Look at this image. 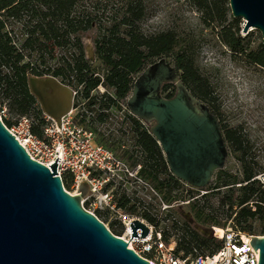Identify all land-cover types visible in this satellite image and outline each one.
I'll list each match as a JSON object with an SVG mask.
<instances>
[{"label":"trees","instance_id":"1","mask_svg":"<svg viewBox=\"0 0 264 264\" xmlns=\"http://www.w3.org/2000/svg\"><path fill=\"white\" fill-rule=\"evenodd\" d=\"M186 1L200 11L205 29L219 27L215 34L234 57L264 68V44L254 49L249 33L240 35L237 19L229 15L228 0ZM122 2L123 5L114 7V13L103 23L102 17L93 12L105 7L96 4L85 7L81 5L82 0H0V103L7 105L11 116L30 117L32 131L40 135L45 120L37 100L29 92L28 75H52L63 84H95L101 80L125 84L104 85L114 91L116 99L106 92L93 94L98 85L82 86L81 97L86 99V109L92 112L86 126L96 133L98 142L131 167L141 165L138 176L161 195L167 212L161 221L157 220L149 211H139L138 199L126 194L119 197L117 206L130 214L140 215L155 226L163 222L162 230L155 229L161 232L164 240L174 239L177 250L184 255L212 253L221 246L222 240L196 230L173 203L186 202L185 210L202 227L224 228L229 223L233 229L264 235V187L256 178L264 172V167L252 156L247 137L222 123L214 88L197 64V40L190 33L175 28L146 34L140 28L145 16L143 0ZM93 27L96 28L93 37L95 60L91 61L86 57L82 33ZM160 57H166L175 65L188 90L217 116L226 143L238 161V171L218 169L205 188L191 187L170 172L160 146L136 117L126 115L128 131L121 129L118 139L93 126L105 120L108 114L102 111L104 108L127 96L137 73ZM174 92L173 84L163 85L164 96L171 97ZM79 116V122L86 123L84 113ZM2 120L7 126L15 121ZM125 137L131 143L130 148L123 147L121 141ZM62 183L64 188L70 187L69 173L63 175ZM87 204L85 201V208ZM95 214L104 221L99 210ZM114 223L109 230L121 235L123 226L116 233Z\"/></svg>","mask_w":264,"mask_h":264},{"label":"water","instance_id":"2","mask_svg":"<svg viewBox=\"0 0 264 264\" xmlns=\"http://www.w3.org/2000/svg\"><path fill=\"white\" fill-rule=\"evenodd\" d=\"M233 17L243 19L242 31L258 29L264 43V0H228ZM29 92L42 112L57 125L73 106V90L52 75H28ZM171 83V97L162 87ZM130 113L146 122L160 146L170 172L194 188L207 187L224 167L228 145L217 116L194 96L178 69L160 57L139 71L127 98ZM56 157L47 166L32 159L0 120V264H149L113 234L82 198L91 191L85 180L78 193H68L56 172ZM131 237L149 228L135 218ZM249 244L257 264H264V235Z\"/></svg>","mask_w":264,"mask_h":264},{"label":"rangeland","instance_id":"3","mask_svg":"<svg viewBox=\"0 0 264 264\" xmlns=\"http://www.w3.org/2000/svg\"><path fill=\"white\" fill-rule=\"evenodd\" d=\"M122 1L82 0L81 5L91 7L96 4L100 7H105L104 10L99 8L98 10H94L93 13L101 16V22L106 23L114 13V7L123 5ZM143 4L145 6V16L142 19L140 28L146 34L167 28H175L178 31L190 33L197 40L196 45L199 48L197 64L214 88L215 104L221 115L222 123L229 128L237 129L247 137L251 146L250 152L252 156L264 167V68L234 57L229 48L216 36L215 33L219 27L212 30L205 29L201 21L200 11L186 0H143ZM89 9L91 10L92 8ZM229 15L232 16L231 13ZM234 18L237 19L236 23L240 27V35H246L247 33L242 31L244 25L243 19ZM248 33L250 35L251 46L254 49L260 43H263L258 29L251 28ZM95 34V27L82 33V41L86 48L85 53L88 56L93 53L92 40ZM77 89L79 90V88ZM104 90L102 87L93 90L92 93L100 95ZM83 102L84 98L78 96L76 112L79 115L81 114V116L84 113L86 123L83 124L86 126L91 115L89 112H85ZM126 113L127 111L121 112L119 109H111L106 122L103 124L95 123L93 126L100 132L112 135L113 139L121 138L120 130L128 131V125L124 117ZM0 116H2V119H17L16 116H11L5 103H0ZM145 125L148 127V124ZM121 142L123 147L130 148L131 143L127 140V137ZM223 168L233 172L239 170L238 161L231 153L229 147ZM121 183L116 185V189L114 190L116 203L122 194H126L131 198L135 197L139 201V211H149L157 220H162L167 212L165 210L167 204L162 201L161 195L154 191L148 183L137 180L134 177L125 178ZM66 190L73 192L71 187ZM203 192L201 191V193ZM185 203H173L172 206L200 233L212 235L211 227H202L193 221L191 215L185 210ZM86 208L95 210L90 204H87ZM101 214V218L108 228H112L111 223L115 222L113 230L115 229L116 233L120 230L121 226H123L124 230V216L136 217L154 226V228L162 230L163 222L155 226L140 215L130 214L118 206L109 214L103 212ZM226 226H230V224L227 223ZM122 234L123 231L121 232Z\"/></svg>","mask_w":264,"mask_h":264},{"label":"built area","instance_id":"4","mask_svg":"<svg viewBox=\"0 0 264 264\" xmlns=\"http://www.w3.org/2000/svg\"><path fill=\"white\" fill-rule=\"evenodd\" d=\"M43 116L45 123L41 126L40 135L32 131L30 117H18L9 126L4 124L2 116L0 120L32 159L49 167L48 165L56 157L60 158L59 161L56 160V172L61 179L66 173L71 175L70 187L73 192L65 189L68 193L72 195L78 193L80 181L85 180L88 183L91 192L81 201L82 204L86 201L88 205L94 207L95 210L84 207L89 212L95 214V211L99 210L109 214L114 211L117 207L114 190L125 178L134 177L144 182L137 174L141 165L131 167L113 150L98 142L96 133L79 122L76 107L72 106L60 118V125H57L47 114L43 113ZM256 178L264 187V172L256 175ZM135 218L124 216L123 234L117 236L123 238L127 246L149 264H257L258 262V249L255 253L249 244L255 234H248L231 226L224 228L211 226L212 235L222 240L221 246L212 253L184 255L177 250L174 239L164 240L161 232L144 220L142 221L149 228L148 234L144 237H131L129 223Z\"/></svg>","mask_w":264,"mask_h":264},{"label":"flooded vegetation","instance_id":"5","mask_svg":"<svg viewBox=\"0 0 264 264\" xmlns=\"http://www.w3.org/2000/svg\"><path fill=\"white\" fill-rule=\"evenodd\" d=\"M129 21L131 22V21H133V19H130ZM92 45H93V40H92ZM84 49H86L85 46H84ZM57 52H58V50H57ZM92 54H93V55H92ZM92 54L89 55V56L86 55V57L89 58L91 61L95 60V56H94V45H93V53H92ZM94 75H97V73H95ZM66 85L70 86L71 89H72L73 91H75V94H74V96H73V106H74V107H77V106H78L77 98H78V96H81L80 91H81V88H82L83 85H98V86H96L95 90H96V89H100V88L103 87L105 90L102 92V94L106 92L107 94L111 95L113 98L116 99V97L114 96V91H113L112 89H107L104 85H125V84H111V83H105V82H103V81L101 80L100 82L95 83V84H89V83H87V82H80V83H76V84H75V83H73V82H71V83L69 82V83L66 84ZM71 85H78V86L73 87V86H71ZM77 88H79V90H78ZM78 93H79V95H78ZM129 94H130V92H128V94H127V96H126L125 98H122V99H120V100H116V104H111V106H110L109 108H104V109L102 110L104 113H106V114H108V115L105 117V120H104V121L100 122V124H103L104 122L107 121V118L109 117V111H110L111 109H113V110H115V109H119L121 112H122V111H127L126 115H127V114L132 115V114L130 113V111L128 110V106H127V98H128V96H129ZM85 102H86V99H84V102H83V104H84V106H85V112H89L90 115H91L92 112H91V111H88V110L86 109ZM124 103H125V106H124ZM83 104H82V105H83ZM126 115L124 116L125 118H126ZM132 116H133V115H132ZM134 117H135V116H134ZM137 119H138V118H137ZM138 120H140L141 123H143L144 125L147 124L146 122H144V121L141 120V119H138ZM148 126H149V125H148ZM147 128H148V127H147ZM148 131H149V130H148Z\"/></svg>","mask_w":264,"mask_h":264},{"label":"bare ground","instance_id":"6","mask_svg":"<svg viewBox=\"0 0 264 264\" xmlns=\"http://www.w3.org/2000/svg\"><path fill=\"white\" fill-rule=\"evenodd\" d=\"M219 232H221V231L219 230Z\"/></svg>","mask_w":264,"mask_h":264}]
</instances>
